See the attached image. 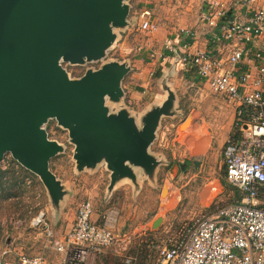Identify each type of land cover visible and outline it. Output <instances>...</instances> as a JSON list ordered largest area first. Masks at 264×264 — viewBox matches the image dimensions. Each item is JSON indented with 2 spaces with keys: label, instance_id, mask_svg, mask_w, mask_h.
I'll use <instances>...</instances> for the list:
<instances>
[{
  "label": "rangeland",
  "instance_id": "1",
  "mask_svg": "<svg viewBox=\"0 0 264 264\" xmlns=\"http://www.w3.org/2000/svg\"><path fill=\"white\" fill-rule=\"evenodd\" d=\"M124 2L129 6V25L114 28L116 38L105 56L84 63L62 62V66L70 78L77 79L107 62L128 64L132 69L123 79L122 97L114 100L108 96L105 104L109 113L128 109L131 104L134 109L130 107V110L137 116L139 127L145 107L160 105L169 89L174 92L171 114L161 117L149 147L159 164L151 174L142 167H134L136 182L125 178L110 186L111 172L105 164L77 168L69 130L56 119L49 120L44 125L49 138L59 141L64 148L50 162L51 170L62 182L63 198L55 205L40 177L10 154L6 155L0 165V173L6 171L0 180L1 262L14 264L19 253L47 255L46 248L52 245L48 237L50 230H67L80 202L90 198L101 213L100 219L103 214L111 215V226L117 236L111 247L93 258V263L153 264L183 225L238 198L237 190L226 178L222 158L225 137L234 131L232 108L223 104L206 85L170 72L172 68L167 66L173 58L162 50L166 51L168 39L189 28L192 20H198L199 5L189 0ZM147 48L153 50L148 54V62ZM145 67L148 69L142 79L136 74ZM158 70L161 76H157ZM150 86L148 94L153 97L148 105H143L145 101L129 102L133 87ZM192 116L196 120L194 125ZM202 141H211V146L206 155L197 157L191 152L192 143L203 144ZM195 157L200 159L198 164L193 162ZM38 220L42 222L37 224Z\"/></svg>",
  "mask_w": 264,
  "mask_h": 264
},
{
  "label": "water",
  "instance_id": "2",
  "mask_svg": "<svg viewBox=\"0 0 264 264\" xmlns=\"http://www.w3.org/2000/svg\"><path fill=\"white\" fill-rule=\"evenodd\" d=\"M128 14L124 0H0V165L10 154L40 177L55 205L64 189L50 162L64 148L48 136L51 119L69 130L77 168L105 164L110 186L136 182L134 167L151 174L159 164L149 147L174 92L139 127L128 109L109 113L105 104L122 97L128 64L107 62L77 79L62 66L103 58Z\"/></svg>",
  "mask_w": 264,
  "mask_h": 264
},
{
  "label": "built area",
  "instance_id": "3",
  "mask_svg": "<svg viewBox=\"0 0 264 264\" xmlns=\"http://www.w3.org/2000/svg\"><path fill=\"white\" fill-rule=\"evenodd\" d=\"M189 1L199 5L206 35L212 31L224 48L192 49L187 39L178 51H169L183 69H194L237 107L241 136L228 139L223 154L226 178L239 188L241 199L183 225L153 264H264V51L256 44L264 38V0H237L247 15L231 19L222 0ZM183 32L198 39V29ZM94 211L93 201L84 199L71 228L61 239H50L64 255L62 264H94L93 258L116 242L111 215L94 220ZM14 264L53 263L42 254L19 253Z\"/></svg>",
  "mask_w": 264,
  "mask_h": 264
},
{
  "label": "crops",
  "instance_id": "4",
  "mask_svg": "<svg viewBox=\"0 0 264 264\" xmlns=\"http://www.w3.org/2000/svg\"><path fill=\"white\" fill-rule=\"evenodd\" d=\"M224 3H225V5H226V8L228 9V13H227V17L229 18V19H231V17H234V16H237V17H245L247 14H246V12H245V10H243L242 9V7H241V5H240V3H239V1H237V0H222ZM194 7H196V4L194 3ZM190 28H195V29H198L199 30V35H198V39H194V40H192L191 38H188L187 37V35L183 32V33H180V32H178V33H176L172 38H171V40H169L168 39V43H167V48H166V51H165V49L164 48H162V50L164 51V53H168V55L170 56V55H172V52L171 51H169V48L170 47H172V48H174V49H176L177 51L179 50V48H181V46L183 45V44H185L186 42H187V39L189 40V42L191 43V48L192 49H195L196 47H198V48H201V49H211V48H213V49H221V48H224L222 45H220L219 44V42L214 38V37H211V32H208L207 33V35H206V30L208 29V27L203 23V22H200V20L198 19V20H192L191 21V23H190V26H189ZM152 39H154V38H152ZM150 41H151V38H150ZM258 46H259V48L260 49H262L263 51H264V38H262L261 40H259L257 43H256ZM148 50H149V52H147L146 54H145V56H146V58H147V62H148V54L151 52V50L152 49H150V48H147ZM222 50V49H221ZM153 51V50H152ZM160 57H161V55H160ZM167 57V56H166ZM171 58H172V56H171ZM170 62L171 63H169L168 64V66H167V69H169L170 67L172 68L171 70H170V72H172L173 71V73H175L178 77L179 76H187V77H191V78H193L195 81L197 80V81H199V83H201V84H204V85H206L208 88H210V86L206 83V82H204V81H202L199 77H198V75H197V73H196V71L194 70V69H190V70H185V69H183L181 66H180V64L178 63V62H175L173 59L171 60L170 59ZM132 69V68H131ZM147 69H148V67L146 68L145 67V69L144 70H141V72L139 73V74H136L137 76H139V77H142V79H145V72L147 71ZM165 69V68H164ZM163 69V70H164ZM163 73V72H162ZM157 76H161V70H158V74H157ZM122 86H123V88H124V83H123V81H122ZM141 87H143V85H141ZM150 89H151V86H150V88H141V89H139V88H134L133 87V89H131L130 90V92H129V102H131V103H135V104H141V102H146L145 104H143L144 106H146V105H148L149 104V102H150V99L153 97V96H150L148 93H150L151 91H150ZM211 89V88H210ZM212 90V89H211ZM214 92V91H213ZM215 93V92H214ZM217 96H219L220 97V100H221V102L223 103V104H225L226 106H229L230 108H232V110H233V115H234V127L236 126V121H237V119H238V112H237V107H236V105L233 103V102H231L228 98H226L225 96H223V95H221V94H218V93H215ZM159 95H161V94H159ZM158 96V95H157ZM147 98V99H146ZM144 99H146V100H144ZM166 99V98H165ZM164 102V101H163ZM162 104V103H161ZM160 104V105H161ZM157 106V105H156ZM130 107L131 108H133L132 106H131V104H130ZM130 107L129 106H127V108H128V110H129V112H130V114L132 115V116H134L135 118H136V120H137V116L134 114V113H132V111L130 110ZM134 109V108H133ZM150 109H152V108H149V106H146L145 107V109L142 111V115H140V118L142 119V117L150 110ZM138 110H141V109H138ZM201 113V112H200ZM187 121H189L188 122V125H189V123H190V120H187ZM186 121V122H187ZM185 122V123H186ZM195 122H196V120H195V117L194 116H192V124L194 125L195 124ZM187 125V126H188ZM191 125V124H190ZM186 126V127H187ZM237 135H235V134H233V132L230 134L229 133V135L227 136L226 135V137H225V140H224V142H223V150H222V158H223V165H224V169L226 170V166H225V164H224V154H223V152H224V148H225V146H226V144H227V141H228V139H230V138H240V134H238V136L239 137H236ZM200 139V138H199ZM198 142V141H197ZM197 142L196 143H192V150H191V152H192V154L193 155H195V156H197V157H199V156H201L202 154L203 155H206V153L208 152V150H209V148H210V146H211V141H206L205 143H204V141H202V143L203 144H197ZM197 157H195L194 159H193V162L195 163V164H198L199 163V161H200V159H198ZM189 161L190 160H187V163H189ZM98 166H103V163H100V164H98L97 165V167ZM183 166H185V165H183ZM105 168H106V166H105ZM107 169V168H106ZM136 175H137V172H136ZM125 178L127 179L128 177H123V178H121V179H119L116 183H115V186H116V184L118 183V182H120V181H124L125 180ZM134 182V181H133ZM233 185V184H232ZM234 186V185H233ZM234 188L237 190V192L238 193H241L240 192V190H239V188L238 187H236V186H234ZM237 201V200H236ZM235 201V202H236ZM76 212H77V210H76ZM76 212L72 215V220L73 221H71V222H69L68 224H67V230H64L63 232H61L62 230H50L51 231V236H48L50 239H53V240H59V239H61L63 236H64V234L71 228V226L73 225V222H74V220H75V217H76ZM105 214H103V216H104ZM100 216H101V213L95 208V211H94V215H93V218H94V220H99L100 219ZM102 216V217H103ZM158 221H156L155 223H157ZM51 228V227H50ZM49 238L47 239V240H49ZM49 242H51V240H49ZM48 248H46L47 250V255H45L44 257L49 261V262H51V263H53V264H62L63 263V260H64V255L61 253V252H58V251H56V249L53 247V245H49V246H47ZM32 255V254H31ZM33 255H36V254H33Z\"/></svg>",
  "mask_w": 264,
  "mask_h": 264
},
{
  "label": "trees",
  "instance_id": "5",
  "mask_svg": "<svg viewBox=\"0 0 264 264\" xmlns=\"http://www.w3.org/2000/svg\"><path fill=\"white\" fill-rule=\"evenodd\" d=\"M233 134L237 135L236 137H239V136H238V134H240V132H239V126L236 125V126L234 127ZM5 172H6V171H1V173H0V180H1V179L3 180V177L5 176ZM225 175H226V170H225ZM238 194H239V195H238L237 201L241 199V193H238Z\"/></svg>",
  "mask_w": 264,
  "mask_h": 264
}]
</instances>
